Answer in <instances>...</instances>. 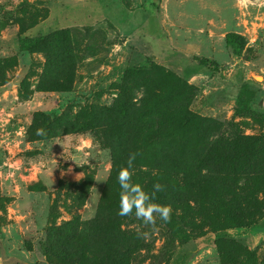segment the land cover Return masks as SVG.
<instances>
[{
  "label": "rangeland",
  "instance_id": "rangeland-1",
  "mask_svg": "<svg viewBox=\"0 0 264 264\" xmlns=\"http://www.w3.org/2000/svg\"><path fill=\"white\" fill-rule=\"evenodd\" d=\"M185 110L196 124L180 129ZM246 137H264V0H0V264H264V157L232 148ZM114 156L191 240L158 210L118 214L135 197ZM228 193L256 207L244 246L204 236Z\"/></svg>",
  "mask_w": 264,
  "mask_h": 264
},
{
  "label": "trees",
  "instance_id": "trees-1",
  "mask_svg": "<svg viewBox=\"0 0 264 264\" xmlns=\"http://www.w3.org/2000/svg\"><path fill=\"white\" fill-rule=\"evenodd\" d=\"M39 37L33 38L30 42L32 44H37L40 42ZM24 39L21 43L26 41ZM225 48L228 52L233 56H240L243 50L246 47L247 41L244 36L229 32L224 36ZM26 49V48H23ZM201 65L210 71H217L218 64L211 60H203ZM254 98V92L251 91L247 86H242L237 95L235 107L238 112L252 113V99ZM187 124L194 126L196 124V115L190 111H182L178 114L177 120H174V125L178 126L180 129L184 128ZM232 145L233 150L235 151L238 148V143H240L239 148L243 153V148L246 149L244 154V161H252L255 160V155L259 152L264 157V137L258 138H238ZM262 164V163H261ZM121 168H126V163L122 161L121 158L114 156L112 158V165L110 168V175H112L113 181H115L120 187L121 184L118 179V174ZM260 176L259 181L264 186V169L260 170L255 176ZM148 180L141 181H132V177L129 175V180L127 181L128 187L126 189L131 197H136L140 195L138 189H146L148 187ZM208 193L214 195L213 192ZM216 196V195H215ZM227 198H230L229 201H225L218 205V211L222 216V222L219 225H214L211 227L209 233H205L206 237L211 236V240L213 244L220 243H232L244 246V240L241 239V232H245L248 229L258 227L255 221H239L240 219L245 218L248 214H251L252 210L256 207L253 202L250 200L249 196H245L244 198H237L235 201L236 195L233 193H228L225 195ZM232 197L234 199H232ZM159 208H163L166 206L163 203H159ZM258 210V209H257ZM255 211V213L257 212ZM168 226L171 228L172 233L181 241L187 242L192 239L191 235L188 234L184 227L182 220L179 218L175 212H169V220L167 221ZM242 230V231H239Z\"/></svg>",
  "mask_w": 264,
  "mask_h": 264
},
{
  "label": "clouds",
  "instance_id": "clouds-1",
  "mask_svg": "<svg viewBox=\"0 0 264 264\" xmlns=\"http://www.w3.org/2000/svg\"><path fill=\"white\" fill-rule=\"evenodd\" d=\"M118 179L122 187L127 188L128 184L127 181L129 180V172L126 168H121ZM145 197L141 194L137 197L130 199L124 194H121L120 196V209H119V215L121 216H127L130 213H132L133 207L136 208L135 215L137 217L143 216L147 219L144 221L145 223L152 221V212L153 210H158L161 212V218L167 222L169 220V212L170 208L167 206H164L163 208L154 209V207H145L143 204Z\"/></svg>",
  "mask_w": 264,
  "mask_h": 264
}]
</instances>
